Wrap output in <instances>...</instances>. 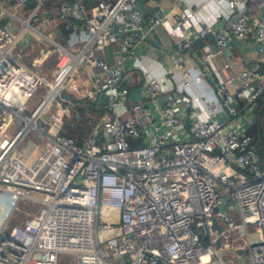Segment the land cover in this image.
Wrapping results in <instances>:
<instances>
[{
	"label": "built area",
	"instance_id": "built-area-1",
	"mask_svg": "<svg viewBox=\"0 0 264 264\" xmlns=\"http://www.w3.org/2000/svg\"><path fill=\"white\" fill-rule=\"evenodd\" d=\"M17 1L24 16L0 4V20L21 25L0 23V264H58L63 253L77 264H264V61H248L234 90L220 77L212 97L184 102L135 56L133 102L123 56L109 64L102 53L118 43L134 54L144 23L160 25L175 38L163 75L189 87L196 34L216 47L195 81L235 40L254 39L264 56V0H144V14L138 0ZM24 29L36 39L31 65L50 78L9 53ZM38 84L45 93L25 113ZM78 99L95 120L73 110ZM74 115L82 136L63 134ZM21 201L37 209L10 224Z\"/></svg>",
	"mask_w": 264,
	"mask_h": 264
},
{
	"label": "crops",
	"instance_id": "crops-1",
	"mask_svg": "<svg viewBox=\"0 0 264 264\" xmlns=\"http://www.w3.org/2000/svg\"><path fill=\"white\" fill-rule=\"evenodd\" d=\"M162 1L166 0H161V2ZM91 2H96V0H92ZM145 7L144 0L137 1V8L142 14L150 11V9L148 10ZM143 29L145 31V37L136 45L133 55L137 56L143 62L149 72L161 78L164 93L177 95L179 101H187L191 93H204L212 97L213 94L211 89H214L220 77H229L227 87L229 90H234L241 84L239 73L244 70L247 62L251 59L258 60L262 57L261 53L258 51V43L254 39L248 38L242 41L235 40L231 43L226 54H220L218 57H215L216 64H214V67L209 68V72H207L202 79L195 81L196 79L194 80L193 77L194 66H198L200 59L207 52L206 46H209L212 50L216 47L210 35L196 34L194 44L189 48L188 52H185V57L187 58L186 63L189 67L188 80L190 79V86H182V77L178 72L173 76H168L167 74L165 76L163 75L165 68L170 64L175 54L173 45L174 36L168 34L160 25H155L153 28L149 29L147 24L144 23ZM102 53L109 64L115 63V53H120L123 56V60H126L131 55L128 53L127 49L118 43L106 45ZM239 54L242 56V59L239 58ZM226 55L230 58L231 62L229 69H223L220 66V64L225 61ZM217 66H219V69H217ZM132 68L134 67L132 66ZM125 71H129V74L132 75L131 77L128 76L129 79L124 82V84L130 87V100L133 102L139 101L141 97L140 90L135 88V86L140 83L139 76L137 77V74L134 71L132 72L131 69H128L127 66L125 67ZM94 109V106H88L85 115L87 121L92 122L98 117ZM219 116H222V113H219ZM82 131L86 133V129Z\"/></svg>",
	"mask_w": 264,
	"mask_h": 264
},
{
	"label": "rangeland",
	"instance_id": "rangeland-1",
	"mask_svg": "<svg viewBox=\"0 0 264 264\" xmlns=\"http://www.w3.org/2000/svg\"><path fill=\"white\" fill-rule=\"evenodd\" d=\"M0 4H2L7 9H9L10 11L14 12L15 14H17L19 16L25 15V11H22V6L18 4L17 0H14V1L0 0ZM25 8H26V12H28L30 10L29 7H25ZM9 19H11V24L9 25V28L13 31H17L21 26L20 23L16 20V18L9 16L6 13L3 16V18L0 20V23L7 24V21ZM26 36H28V39H30L28 45H26L27 43H25V42L23 43L24 37H26ZM60 40L63 41V37H60ZM35 49H36V39L32 38V32L30 30L24 29L22 31V33L20 32L17 41L10 48L9 53L13 56H20L22 58V60L28 66H30L33 70L37 71L40 74H43V75L45 74L48 78H50V70H47L46 72H44L45 70L31 65L30 58H31V56H33L35 54ZM134 59H135V56L133 54H131L129 56V58H127L126 60H123V65H124V67L127 66L128 69H131L132 72L134 71L137 74V77L139 76V79H140V75H139L138 70L136 68H132ZM258 61L259 62L264 61V56L259 58ZM46 67H47V65H46ZM128 76L131 77L132 75L129 74V71H125V73H124L125 81L127 80ZM135 88H137L138 90L141 91L143 88V82L140 81V83L137 86H135ZM44 93H45V86L38 84L37 90L33 93V95L29 98V100L26 103L27 108H26L25 113L30 112L37 105V103L39 102V100L41 99V97L43 96ZM59 100H60V98H59ZM77 105L82 106L81 115L83 116V118H85L84 116L86 115V113L84 110L86 108H88V106L86 105V100L83 99L81 103H80L79 99L76 100L75 106H77ZM53 110H54V104H52L48 109L45 110L44 115H46V117H47V115L50 112H52ZM69 119L72 121V118H69ZM72 122L74 123L75 121L73 120ZM82 125H83L82 130H84L85 125L84 124H82ZM12 128H13V125L10 129H12ZM26 137H30V132L27 134ZM29 207H30L29 203H27L26 201H21V203L19 204V207H18L19 210L16 211L14 213V215L12 216V218L10 220V224H16V223H19L22 220H24L28 216L27 211H29ZM34 208L37 209V206L35 205ZM35 210H33V212ZM231 212L235 216L236 210H232ZM58 264H77L76 259H75V255L69 254V253L60 254L59 258H58Z\"/></svg>",
	"mask_w": 264,
	"mask_h": 264
},
{
	"label": "trees",
	"instance_id": "trees-1",
	"mask_svg": "<svg viewBox=\"0 0 264 264\" xmlns=\"http://www.w3.org/2000/svg\"><path fill=\"white\" fill-rule=\"evenodd\" d=\"M53 1L52 0H47L46 8H50L52 6ZM59 25H62V24L59 23ZM62 32L64 33V36H66L67 31L62 29ZM79 100H80V103H81L83 99H79ZM263 101H264V96L260 97L257 100V105H258L257 108H259V106L263 103ZM80 105H77V106L73 107V110L74 111L78 110L81 113L82 106H80ZM73 120L75 121L74 123L72 122ZM72 121H71V124L69 126L64 128L63 134L72 135L73 136L76 133L78 136H82L83 125L80 122V116L79 115H74L72 117ZM256 141H258V140H256ZM33 207H35V206H33ZM29 209L33 211L36 208H29Z\"/></svg>",
	"mask_w": 264,
	"mask_h": 264
},
{
	"label": "water",
	"instance_id": "water-1",
	"mask_svg": "<svg viewBox=\"0 0 264 264\" xmlns=\"http://www.w3.org/2000/svg\"><path fill=\"white\" fill-rule=\"evenodd\" d=\"M26 3H27V5H32L35 3V0H26ZM217 228H219V227L217 226Z\"/></svg>",
	"mask_w": 264,
	"mask_h": 264
}]
</instances>
